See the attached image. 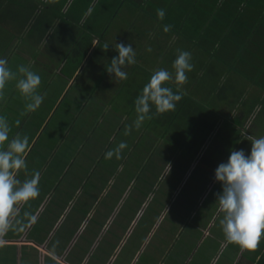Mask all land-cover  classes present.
Returning <instances> with one entry per match:
<instances>
[{
	"label": "crops",
	"instance_id": "1",
	"mask_svg": "<svg viewBox=\"0 0 264 264\" xmlns=\"http://www.w3.org/2000/svg\"><path fill=\"white\" fill-rule=\"evenodd\" d=\"M157 9H164L163 20L158 19ZM0 25L11 35L20 36V66L31 65L33 69L36 52H49L57 60L51 64L57 71L50 80L60 78L63 86V91L57 86L52 96L47 94L48 99H54L50 108L51 104L38 114L31 112L23 119L20 116L16 125L19 132L28 131L25 162L30 159V166L17 171L14 179L21 170L27 181L38 172L40 192L36 199L14 205L9 227L0 234V264H113L118 259V249L132 239L137 250L126 264H138L177 198L179 203L173 208L176 216L171 215V219L187 216V222L176 226L173 237L169 225L166 240L153 250L150 261L190 264L193 253L205 244L207 227L219 208L222 184L215 179V169L227 162L230 150L243 149L248 155L252 138L264 136V117L257 119L260 114L264 116V0H5L0 2ZM166 25L171 26L167 32ZM119 43L130 45L136 54V64L126 61L120 66L128 74L125 80L107 71L118 56L115 46ZM105 44L107 50H103ZM149 47L151 51H146ZM177 49L190 52L194 65L183 86L186 94L174 111L163 114H157L149 101L152 119L146 120L148 128L139 134L138 147L137 136L133 140L132 135L139 131L134 125L138 115L134 101L151 75L161 69L172 77L163 86L176 92L173 62L179 54ZM29 51L35 52L33 58L28 59ZM87 65L94 66V76L99 77L96 89L102 88L100 94L94 95L105 100L96 106L97 112L87 111L89 119L91 115L101 116L95 120L100 123L99 142L114 136V126L109 135L105 132L107 124L122 128L131 121L127 157L137 166L144 164L145 186L126 187L127 193L121 188L114 194H107L111 185L107 189L105 183L87 187L84 173L89 177L92 168H86L90 157L83 149L91 146L96 126H90V140H85V134L76 130H81L77 118L85 115L82 110L68 112L72 118L65 119L64 115L51 127L66 94L76 85L78 94L87 89L83 76ZM23 78L20 73L19 79ZM47 82L43 81L42 89ZM8 88L12 89L10 84ZM94 95L83 94L84 109L93 107L89 102ZM4 98L9 101L0 104L2 117L13 108L16 98L22 100L19 105H25L26 97L18 87ZM109 100H118L115 122ZM37 115L42 117V124L32 126ZM166 129L172 144L167 148L161 142L162 130ZM156 134L160 138L155 141ZM80 137L84 140L77 141ZM11 140L5 141L0 151L9 150ZM41 141L45 144L39 145ZM107 150L106 144L101 154ZM83 156L81 164L85 166L79 167L83 173L74 174L76 182L66 189L62 183ZM121 170L122 167L118 169ZM17 181L14 191L24 184ZM142 188H146V198ZM130 194H134L131 199L124 196ZM129 200L130 205L125 206ZM117 221L120 227L114 228ZM139 226H143L142 232L137 231ZM224 243L220 248L228 247L230 242ZM100 247L101 253L95 255ZM244 253L238 249V263L253 264L243 259Z\"/></svg>",
	"mask_w": 264,
	"mask_h": 264
},
{
	"label": "clouds",
	"instance_id": "2",
	"mask_svg": "<svg viewBox=\"0 0 264 264\" xmlns=\"http://www.w3.org/2000/svg\"><path fill=\"white\" fill-rule=\"evenodd\" d=\"M164 9H157V17L163 20ZM170 25L164 26L167 32ZM118 56L114 57L107 68L109 73H114L118 80L127 79V73L121 71L120 66L125 62L129 65L136 64L135 52L130 45L116 44ZM108 44L103 50H107ZM146 51H151L147 48ZM179 53L174 62L175 82L178 85L176 92L164 87L165 82L172 77L164 69L155 71L149 82L143 87L134 101L135 110L138 113L134 125L137 129L145 120L152 119L151 106H155L157 114L174 111L176 104L186 94L183 86L188 82L187 73L194 68L192 56L188 51L177 49ZM7 59H0V95L3 93L6 82L13 74L6 67ZM30 67L20 66L19 71L24 75L17 83L21 94L31 98V103L26 105L27 112H34L39 108L44 99V94H37L41 85V77ZM131 126H127L125 135L130 134ZM9 126L6 119L0 116V146H3L9 138ZM126 142H121L115 149L105 153V159L115 157L122 159V150L127 148ZM7 151H0V234L9 227V217L13 213L14 205L19 202H27L39 196V173H35L31 180L26 181L17 190L14 185L19 181L14 179L17 171L26 167V154L29 150V138L16 136L13 138ZM215 179L222 184V194L218 198L219 210L223 212L220 220L224 237L227 241L238 245L241 250L255 251L264 237V136L252 138L248 155L244 150H230L227 162L220 163L215 169Z\"/></svg>",
	"mask_w": 264,
	"mask_h": 264
},
{
	"label": "rangeland",
	"instance_id": "3",
	"mask_svg": "<svg viewBox=\"0 0 264 264\" xmlns=\"http://www.w3.org/2000/svg\"><path fill=\"white\" fill-rule=\"evenodd\" d=\"M5 0H0L1 3H4ZM19 38L20 36H13L11 35V33L9 31H5L3 29V27L0 25V59H7V64L6 67L12 71L11 73L13 74L12 76V80L9 79L6 82V87L3 89V93L2 95H0V104H6L9 100H7L8 98H4L5 94H8V92L11 91H16L17 89V83L20 80V48H19ZM11 42V45H9ZM35 54V52L33 51H29V58H33V55ZM14 55V56H12ZM35 57L37 58L36 61V65H34V68L31 69L32 71L36 72L40 77H41V85L40 87L37 89V94L40 93V91H47L45 92L46 94H44V99L43 102L41 103V105L39 106L38 109H36L34 111L35 114L40 113L41 111L47 109V107L49 106V108L52 106L54 99L50 98L48 99L47 94H49L50 96L53 95V92L57 91V86L59 87L60 91H63V86L59 84V80H61L60 78H53V81L50 80L52 74L57 71V69L55 70V67L52 66L51 64H55L57 62V60H54L52 58V56L49 54V52H36ZM25 58V57H24ZM11 59H14V61H12ZM54 60V62H53ZM58 62H60V59L58 60ZM10 66V68H9ZM43 66V67H42ZM39 67V68H36ZM47 76H46V74ZM96 71L94 70V66L92 67L91 65H87L83 71V76L87 79V89L84 91H81V94H78L77 92V87L78 85H76L77 87H73V89L70 91V93L66 94V97L63 99V106L61 107V109L57 112V115H55L53 117L52 123H51V127L53 128L54 125L56 124V121L60 118L63 119L64 115H65V119L66 117L72 118L73 115L67 116L68 112H71L72 114H74V112L78 113V112H82L85 111V115H82L80 117H78L77 119L79 120V122L77 121V124L81 126V130L76 129L78 132H82L83 134H85V140H90V136L89 134L87 135V133H90L89 128L92 124H94L95 130L92 131V142H91V146L88 148L83 149V151L85 152V156H89L90 159L88 161H90L89 163L86 164V168L91 170V175L88 177V173H84V176L86 177V182H87V187L90 186V184L92 183V185H96L98 186V184H106V187L108 189V186L111 185V187L108 189L110 191H107V194L109 193H116L119 189H123V191H126V187H129L130 189H135L138 185H142L145 186V173L143 170V165L144 164H139V166H137V163L132 162L131 158L127 157L128 154V148H125L124 150H122V159L117 160L115 157L111 158V159H105V154H101V148L104 145H108V150L111 149H115L121 142H126L127 144H129L131 142V136L130 134L125 135V130L127 126H131V121H128L127 123H125L122 128H120V125H113V124H107L105 126V132L107 133V135H109V131H112L113 126H114V136L112 137V140H109V137H107V139L105 141L99 142V137H100V123L99 121H95L96 118H99L101 116H97V115H91L90 119L87 115V111L88 112H97L98 108L96 106H98L99 103H104V99H97V97L94 94H100L102 88H98L96 89V85L97 83H99V81H97L99 79V77L97 78V75L94 76L96 73ZM87 74V75H86ZM98 74V73H97ZM47 80L48 82L45 84V87L42 89L43 86V81ZM14 83H16V85H14ZM8 84H10V86L12 87V89L9 90L8 88ZM93 84V85H92ZM64 85V84H63ZM92 85V86H91ZM91 86V87H90ZM15 89V90H14ZM20 91V90H19ZM43 94V93H42ZM41 94V95H42ZM77 94V95H76ZM83 94H87V97H91L94 95V98L89 102L92 104V108L89 109V107H86V109H84V102L86 100L82 99ZM76 95V96H75ZM73 96V98H72ZM13 97V96H12ZM20 97V96H19ZM76 97H80V98H76ZM120 101V100H119ZM22 102V100L20 98H16L14 100V105L13 108L9 109V113L7 114V116L4 118L6 119V122L9 126V138L8 139H13L16 136H19L21 138H23L25 135L28 136V131L27 130H23L26 133H23V131H20L18 129H16V125L19 124L20 122L18 121L20 119V116H22L23 119V115L27 116L28 114H30L31 112H27L26 111V105L28 103H31V98L30 97H26L25 99V105H19ZM118 102V100L113 101V100H109V106L112 105L113 109L112 110V115H111V119L114 120L116 119V110L114 107H116V103ZM88 103V102H87ZM80 109V110H79ZM91 110V111H89ZM45 112V111H44ZM21 113V114H20ZM49 113V111H48ZM48 114H43V117H46ZM125 117V116H124ZM261 117H264L263 114H260L257 119L260 120ZM120 118V117H119ZM50 119V118H49ZM132 119V118H130ZM41 120V121H40ZM42 124V117L40 118L38 115L35 116V118L33 119L32 122V126L35 125H39ZM258 122H255V124ZM22 124V122H21ZM146 128H148L146 120L142 122L141 127L139 128V131H133L132 135H133V140L135 138V136H137L138 139V147L140 146V138H139V134L141 135L142 133H144V131L146 130ZM149 128H151V126H149ZM165 128V127H163ZM240 128H242L240 126ZM163 131V135H162V139L161 142L164 143V145L167 147H169V139H168V134H167V129L166 130H162ZM77 132V133H78ZM11 133V134H10ZM87 135V136H86ZM157 135V134H156ZM160 138V134H158L157 136H155V141L156 139ZM45 140H49L47 138H43ZM30 140V139H29ZM84 140L83 138H77V141H81ZM172 143V142H171ZM44 145L45 143L41 141V143L39 145ZM141 145L145 146L146 143L144 140L141 141ZM172 145V144H170ZM137 146L133 147L138 149ZM170 149H172V147H170ZM38 150V149H37ZM106 151V152H107ZM163 154V153H162ZM81 157L80 160L77 161L76 164H74V168L71 169V171H69V175L67 177V179L62 183V185L64 184V187H67L66 189H69L71 187L70 184H73L76 182L75 178H73L74 174H80L83 173L82 170H80L79 167H83L85 166V164H81V162H84V157ZM30 161V159H29ZM29 161L26 162V166H30L29 165ZM45 161V160H44ZM46 164V161L44 162ZM65 165V164H62ZM148 167H151L150 163H147ZM122 167L123 170L118 171V169ZM146 171V170H145ZM17 180H21L24 183L27 181V177L24 173V170H21L19 172V174L17 175ZM136 178H140L139 180H133ZM84 179V178H81ZM83 182V180H82ZM110 182V184H109ZM143 182V183H142ZM78 183V182H77ZM141 186V187H142ZM83 188L84 187V183H83ZM146 188H142V191H145ZM137 192L138 189H136ZM128 192V190L126 191V193ZM140 193V192H139ZM141 194V193H140ZM134 194H130V195H124L127 196L128 198L130 197V199L133 197ZM127 198V199H128ZM126 199V200H127ZM105 203L109 204V201H105ZM130 201H127L125 206H129ZM209 214V213H208ZM223 212H221L219 210V208L217 209L213 219L210 221L208 227H207V232H208V237L206 238L205 244H203V247H201L196 253L194 252L193 257H192V261L190 264H208L209 261H211V264H237L238 260L237 259V247L238 245L231 243L230 247H221L220 245L222 243L226 244V239L224 237L222 228L220 226V220L223 219ZM121 217V216H120ZM187 216L185 217H181L179 219H171L172 217H168V220H166L161 226L162 229L161 231H158L157 234L158 235H154L155 238L152 241V243H150L144 253V256H141L139 258V263L138 264H153L151 263L150 259L152 257L153 254V250L155 248H160V246L162 245V243L164 242V240H166L165 237V232L166 229L169 228V225L171 228H176V226L180 227L183 223L185 225V223L187 222V220H185ZM204 220V219H203ZM119 221L114 223V228H119L120 225L118 224ZM143 230V226H139L138 227V232H142ZM162 232L164 235L163 236H159V233ZM137 232H135V236H137L136 234ZM133 236V235H132ZM157 237L158 240H157ZM83 239V238H82ZM185 239V238H184ZM134 240L132 239L128 244L124 243L119 249H118V259L117 261H115L113 264H126V262L128 261L129 258H131L133 256V254L136 252V247L133 244ZM229 242V241H227ZM80 244H81V240H80ZM229 243H227L228 246ZM206 245L209 246L208 250L206 249ZM81 246V245H80ZM82 247V246H81ZM102 247H100L99 251L95 253L99 254L101 253ZM205 250H207L206 252H204ZM246 254V252H245ZM94 256V255H93ZM159 257V255H155V259H157ZM240 258L242 257V255L240 254L239 256ZM238 257V258H239ZM246 255L243 256V259L245 260ZM165 264H168L167 262H165Z\"/></svg>",
	"mask_w": 264,
	"mask_h": 264
},
{
	"label": "trees",
	"instance_id": "4",
	"mask_svg": "<svg viewBox=\"0 0 264 264\" xmlns=\"http://www.w3.org/2000/svg\"><path fill=\"white\" fill-rule=\"evenodd\" d=\"M143 195H144V197L143 198H146L145 196L147 195V191L145 190V191H143ZM129 201H131V200H129ZM134 201V200H133ZM136 202V201H135ZM134 202V203H135ZM153 202H154V199H153ZM126 203V202H125ZM152 203V202H151ZM178 203H179V200H178V198H177V200L173 203V206H172V210H170L168 213H167V217H166V219L168 220V217H171V215H172V217L173 216H176L175 215V212H177V211H175L174 209H175V207L178 205ZM137 204L138 205H140L141 204V201H139V202H137ZM154 204H155V202H154ZM174 208V209H173ZM183 208H185V207H183ZM158 210V209H157ZM182 211H183V209H182ZM177 214V213H176ZM179 217V216H178ZM171 230V237H173V236H175V232H176V228L174 229V228H171L170 229ZM230 243L228 244V247H230ZM237 249H239V250H241V248L238 246L237 247ZM244 252H246V254L244 253V255H246V258L248 259V260H250L253 264H264V237H262L261 238V240H260V243H259V247L255 250V251H248V250H244ZM237 264H242V262H239V263H237Z\"/></svg>",
	"mask_w": 264,
	"mask_h": 264
}]
</instances>
